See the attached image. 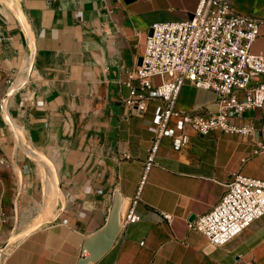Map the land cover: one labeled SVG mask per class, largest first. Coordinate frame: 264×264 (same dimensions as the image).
I'll return each instance as SVG.
<instances>
[{
  "label": "crops",
  "instance_id": "1",
  "mask_svg": "<svg viewBox=\"0 0 264 264\" xmlns=\"http://www.w3.org/2000/svg\"><path fill=\"white\" fill-rule=\"evenodd\" d=\"M225 1L260 21L251 52L264 55V0ZM198 4L0 0V203H55L60 213L20 240L3 264H264V217L216 249L188 227L220 202L232 175L264 180V109L230 119L255 129L248 138L187 129L181 150L163 139L141 192V221L123 224L158 105L150 101L140 113L127 104L131 91L147 95L137 81L127 86L129 74L142 63L152 26L185 21ZM30 63L36 71L26 75ZM217 99L185 85L173 129L193 111L216 114ZM163 213L174 216L171 225Z\"/></svg>",
  "mask_w": 264,
  "mask_h": 264
},
{
  "label": "built area",
  "instance_id": "2",
  "mask_svg": "<svg viewBox=\"0 0 264 264\" xmlns=\"http://www.w3.org/2000/svg\"><path fill=\"white\" fill-rule=\"evenodd\" d=\"M259 25L254 16L235 13L225 0H199L196 11L185 21L152 26L142 63L129 74L127 83L131 87L137 81L141 91L147 92L138 95L131 91L127 101L131 108L143 113L148 102L158 101V105L153 112L154 137L137 195L124 219L125 227L141 221L137 212L141 192L157 164L163 139L171 138L174 147L181 150L189 144L187 129L203 137L215 132L243 138L254 134L253 127L231 124L230 119L241 120L249 110L264 109V55L251 52ZM155 78H160L161 83L153 85ZM187 84L215 93L218 112L185 114L175 130L172 122L178 98ZM263 151L264 145L260 144L258 152ZM226 188L209 213L188 225L190 230L204 235L214 249L228 245L264 217V180L236 173ZM160 216L169 225L174 221L173 215ZM86 255L82 251L81 257Z\"/></svg>",
  "mask_w": 264,
  "mask_h": 264
},
{
  "label": "rangeland",
  "instance_id": "3",
  "mask_svg": "<svg viewBox=\"0 0 264 264\" xmlns=\"http://www.w3.org/2000/svg\"><path fill=\"white\" fill-rule=\"evenodd\" d=\"M27 71V74L23 70L21 73L28 75L35 72V65L31 67L30 63ZM54 206L55 203H31L24 208L0 203V264L25 236L60 219L59 209Z\"/></svg>",
  "mask_w": 264,
  "mask_h": 264
},
{
  "label": "bare ground",
  "instance_id": "4",
  "mask_svg": "<svg viewBox=\"0 0 264 264\" xmlns=\"http://www.w3.org/2000/svg\"><path fill=\"white\" fill-rule=\"evenodd\" d=\"M10 117L8 115H5V121L9 124L10 123ZM15 241V240H14Z\"/></svg>",
  "mask_w": 264,
  "mask_h": 264
},
{
  "label": "water",
  "instance_id": "5",
  "mask_svg": "<svg viewBox=\"0 0 264 264\" xmlns=\"http://www.w3.org/2000/svg\"><path fill=\"white\" fill-rule=\"evenodd\" d=\"M150 35H151V32H150Z\"/></svg>",
  "mask_w": 264,
  "mask_h": 264
}]
</instances>
